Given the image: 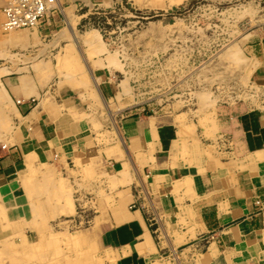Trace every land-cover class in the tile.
<instances>
[{"label": "crops", "instance_id": "crops-1", "mask_svg": "<svg viewBox=\"0 0 264 264\" xmlns=\"http://www.w3.org/2000/svg\"><path fill=\"white\" fill-rule=\"evenodd\" d=\"M5 1L0 89L15 127L0 141L1 201L29 217L24 182L45 169L65 185L53 216L78 227L92 264H264V28L246 32L258 100L200 120L121 103L101 36L79 29L75 2L122 0H61L36 31L11 34Z\"/></svg>", "mask_w": 264, "mask_h": 264}, {"label": "rangeland", "instance_id": "rangeland-1", "mask_svg": "<svg viewBox=\"0 0 264 264\" xmlns=\"http://www.w3.org/2000/svg\"><path fill=\"white\" fill-rule=\"evenodd\" d=\"M76 3L84 16L79 29H96L101 36L125 108L145 114L187 111L203 120L237 99L257 101L263 91L249 79L246 32L264 28V0ZM0 93L1 141L13 133L15 113ZM28 172L29 217L21 218L18 207L0 197V264H92L73 232L78 227L53 216L64 182L45 169L38 177L34 167Z\"/></svg>", "mask_w": 264, "mask_h": 264}, {"label": "built area", "instance_id": "built-area-1", "mask_svg": "<svg viewBox=\"0 0 264 264\" xmlns=\"http://www.w3.org/2000/svg\"><path fill=\"white\" fill-rule=\"evenodd\" d=\"M54 0H12L3 7L7 28L39 27L55 11Z\"/></svg>", "mask_w": 264, "mask_h": 264}, {"label": "bare ground", "instance_id": "bare-ground-1", "mask_svg": "<svg viewBox=\"0 0 264 264\" xmlns=\"http://www.w3.org/2000/svg\"><path fill=\"white\" fill-rule=\"evenodd\" d=\"M12 0H6L5 1V3H4V5L2 6V8H1V13H2V23H1V30H3V31H5L7 34L9 33V34H11V33H13V32H15L16 30H32V31H36V29L37 28H39V27H20V28H7L5 25H4V20H5V16H4V13H3V11H2V9H3V7H5L6 5H8L10 2H11ZM76 3V2H75ZM54 4H55V6H56V9L55 10H58L59 8H61L59 5H60V0H54ZM77 4V3H76ZM79 4V3H78ZM76 6V5H75ZM63 11V10H62ZM70 21V20H69ZM72 22V21H71ZM93 36H91V35H89V36H87L86 37V42H91V41H93ZM13 55V54H12ZM11 56V55H10ZM0 95L2 96V94L0 93ZM231 97V96H230ZM230 99V98H229ZM13 123H14V121H13ZM109 176V175H108ZM0 197H4V194H5V192L3 191V189L2 188H0ZM85 201V200H84ZM79 236V235H78ZM76 237V239L78 238L79 239V237ZM78 239H77V241H78ZM80 240V239H79Z\"/></svg>", "mask_w": 264, "mask_h": 264}]
</instances>
